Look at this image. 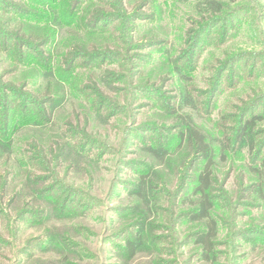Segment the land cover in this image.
Wrapping results in <instances>:
<instances>
[{"label":"rangeland","instance_id":"374dc122","mask_svg":"<svg viewBox=\"0 0 264 264\" xmlns=\"http://www.w3.org/2000/svg\"><path fill=\"white\" fill-rule=\"evenodd\" d=\"M56 1L0 0V264H209L188 118L213 152L214 264H264V0ZM18 43L61 57L68 84ZM30 109L50 120L20 127Z\"/></svg>","mask_w":264,"mask_h":264},{"label":"trees","instance_id":"16d2710c","mask_svg":"<svg viewBox=\"0 0 264 264\" xmlns=\"http://www.w3.org/2000/svg\"><path fill=\"white\" fill-rule=\"evenodd\" d=\"M47 4H45V8L49 7L51 4H55L57 5V1L56 0H47L46 2ZM70 2L66 3L63 2L61 7V18L63 21L64 25H67L69 22L73 23L75 22L74 19V15H70V13L73 11L74 8L70 7ZM65 5H66V9H65ZM51 8V7H50ZM74 14H76V11H73ZM72 12V14H73ZM68 13V14H67ZM52 16V14L50 15V17ZM71 18V20H69ZM36 19V18H34ZM97 22L95 27L97 26ZM86 30V31H85ZM84 32H92L93 30L91 28H89L88 26L85 27ZM9 33V32H8ZM11 39H16L14 36H10L9 40ZM7 44V43H6ZM20 43L17 44L16 49L18 54L22 55V56H28L32 59V61L34 62V65L36 67H54L53 69V73H54V77L60 81L61 83H67L68 77L69 75L67 73H69L71 70H69L66 65L63 63V61H61V57L57 58V60L51 59H47L41 56V52H40V48L35 47L37 50L36 52L32 49V48H28L27 50H25L24 48H22L23 45L19 46ZM10 45V44H8ZM25 50V52H24ZM14 51H16L15 49H11L9 48L8 52L9 55L14 54ZM27 51V52H26ZM43 54V53H42ZM50 61V62H47ZM61 61V62H60ZM42 63V64H41ZM52 63V64H51ZM70 64H72L71 61H69ZM68 67H70L68 65ZM52 69V68H50ZM68 84V83H67ZM53 97H49L44 103L46 102H53ZM191 100V99H190ZM187 101V100H186ZM191 105V102H190ZM32 114H34V116H29L31 112ZM38 111L35 109H30L28 111H25L23 114H21L20 111L16 112L17 115V121L20 123V127L22 126H26L28 124L34 123L37 125H42L44 126L49 120H50V116L47 117V113L45 112V110H42L39 112V114L37 113ZM21 114V116H20ZM31 118H29V117ZM14 118H16L15 116H13ZM189 121L186 122L185 125L186 129L181 132V136H185L186 141L187 142H192L196 149L198 150V152L202 154L204 161H205V165L202 168V170L200 171L198 177H197V181L195 183L194 189H193V194L197 195V199L194 202H191L192 204V210H190V212L188 213V218L190 221L193 222H200V221H204V226L202 228V230L196 232L192 237L193 239V243L197 246L200 247V249L202 250L201 255L203 257V259L205 261H207L209 264H214L215 261V251H214V238L217 236L218 234V224L216 219H214L211 211L213 208V202L211 200V197L209 196V189H210V185H211V176H212V167L214 165V158H213V152L212 150L209 148V145L204 142V136L202 134V132L200 131V129H198L197 127H195L194 123H192V119L188 118ZM2 141H0L1 143ZM180 143L182 144V140L180 141ZM9 144V143H8ZM87 147V146H86ZM85 146H82L80 144H78L77 146V154H79L81 157H86L89 161L94 162V159H91L88 157V154H85V150H86ZM149 154H151L152 157L154 158H158V159H162L165 157V155L167 154V150L164 147H160L159 149H155L154 147H149L146 149ZM224 156H222V159ZM100 158L96 157V160H98ZM263 167L264 169V156L260 162V167L259 168H254L257 170V174L259 176L260 181H262V186L264 185V172H261V168ZM147 176H143L140 178L139 184H137L136 186H134L133 188V194L138 198V200L140 202H143L148 204L149 201V196L145 195V193L143 192V187L146 185H149V182L147 180ZM149 193L150 191L148 189H146V193ZM262 193V192H261ZM258 198L262 201L263 205H264V195L260 194L258 196ZM141 204V205H142ZM137 240V244H140L143 242V232H139L138 233V238ZM136 243H133L131 240H127L125 242L127 248L126 250L129 252L128 256L129 258H132L134 256V254L136 253L137 248H139V246H137Z\"/></svg>","mask_w":264,"mask_h":264}]
</instances>
